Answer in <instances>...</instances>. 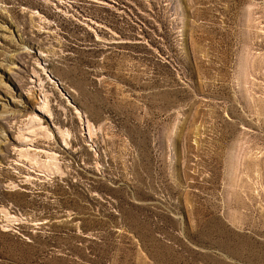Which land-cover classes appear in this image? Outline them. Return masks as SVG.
Returning <instances> with one entry per match:
<instances>
[{"label": "rangeland", "instance_id": "obj_1", "mask_svg": "<svg viewBox=\"0 0 264 264\" xmlns=\"http://www.w3.org/2000/svg\"><path fill=\"white\" fill-rule=\"evenodd\" d=\"M0 264H264V0H0Z\"/></svg>", "mask_w": 264, "mask_h": 264}]
</instances>
